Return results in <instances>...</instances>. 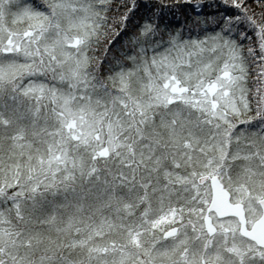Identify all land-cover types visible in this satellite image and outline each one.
I'll list each match as a JSON object with an SVG mask.
<instances>
[{"label":"snow or ice","instance_id":"obj_1","mask_svg":"<svg viewBox=\"0 0 264 264\" xmlns=\"http://www.w3.org/2000/svg\"><path fill=\"white\" fill-rule=\"evenodd\" d=\"M0 264H264V0H0Z\"/></svg>","mask_w":264,"mask_h":264}]
</instances>
